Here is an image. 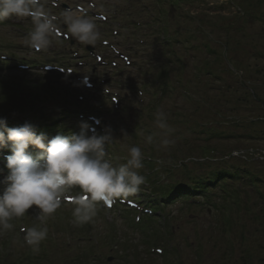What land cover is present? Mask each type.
<instances>
[{
    "label": "rangeland",
    "instance_id": "1",
    "mask_svg": "<svg viewBox=\"0 0 264 264\" xmlns=\"http://www.w3.org/2000/svg\"><path fill=\"white\" fill-rule=\"evenodd\" d=\"M95 1L99 2L100 6L110 7L116 4L121 8L123 5L122 0ZM151 1L155 9L156 1ZM166 1L160 0L162 5L164 4L163 10L166 14L164 20L167 21L168 33H171L168 39L171 42V50L167 54H158L159 66L149 76L148 82L152 86L159 83L160 79L156 75L163 69V74H166L167 94L158 100L157 110L164 109L168 113V123L172 128L170 138L174 139L175 143L167 149L159 147L158 143H145L147 135L158 131L154 126L155 106L153 101L145 96V90L140 85V80L145 79L151 69H147L146 73H140L133 68L130 69L133 75L130 77L131 85L134 83L133 90L121 92L123 103L126 104L125 114L133 120L143 110L145 112L148 106L150 111L146 114L145 120L143 118L144 125L135 135L127 133L125 137L116 138L117 145L113 148L116 162L123 163L128 147L137 145L145 155L141 174L155 182H161V185L176 188L175 190L182 188L186 191L193 188L203 177H211L215 170L234 168L239 171L247 170L264 174V165L261 164L250 165L238 161L216 163L201 160L211 155L219 157L222 153L232 150L242 151L247 159H250L264 151V0H181L179 7L173 9H171L172 0L170 4ZM71 3L76 5L75 0ZM132 3L134 4L132 9L125 5L127 14L141 13L142 8L138 7L136 2ZM156 8L159 10L160 5H156ZM10 20L22 22L20 18L15 17ZM25 24L31 26L27 21ZM22 29L5 24L0 26V45L3 47L11 45L14 48L17 46L18 49L15 48L12 52L15 54L14 58L18 59L17 63L46 64L51 58L56 61L61 59L60 51L63 55L68 53V49H64V44L54 39L47 50L32 54L29 52L31 46L27 43L28 34L32 29L28 28V32ZM62 30L64 31L63 28ZM142 34L146 40L154 38L149 27H146ZM121 40L122 37L110 38V41L119 43L122 49L131 52L132 55L138 53L135 56L138 58L136 60L138 63L145 60V57L140 55L142 52H136L137 43L134 40L126 39L125 43ZM19 48H26L28 52ZM199 68L209 72L201 73ZM10 71L13 72H9L0 64V86L11 84L17 89H22L28 84V77L36 79L33 76L42 75L31 70L26 74H20L17 70ZM66 87L69 98L74 90H81L79 86ZM140 88L144 91L143 97L136 92V89ZM168 88L172 89V94L168 92ZM19 93L22 94L17 93L16 98L26 99L25 89ZM7 94L8 92H5V95ZM140 100L142 104L144 103L143 108L140 107ZM12 109L6 108L4 111ZM21 109L20 113L24 115L19 114V117L13 115L10 118L16 119L10 122L5 118L8 127H18L20 118L25 117L32 120L27 123L35 127L40 125L33 121L30 107H21ZM38 109L42 124L45 122L44 118L52 117V114H49L51 108L38 107ZM68 121L66 119L63 123L68 124ZM75 123V120L70 121L71 126L67 128L73 131L77 125ZM48 129V133L53 137L61 132L69 133L62 122H58L56 128L53 124H49ZM151 156L153 160L148 159ZM225 175L228 177L230 174ZM257 185L256 190L262 194V198L245 193L249 191L248 186H242L241 182L233 181L229 185L241 192L245 202L242 200L241 206L232 212L233 227L228 232L227 225L218 215L206 216L204 210L197 209L180 211L181 205L178 203L185 199H180L175 190L169 192L167 196H161L158 201H164L162 203L164 207L175 202L173 200L179 199L168 208L173 211L172 243L179 248V257L173 258L172 254L161 258L151 257L147 253L152 245L140 241L139 244L137 243L139 253L134 255L131 252L130 260L121 263L115 251H110L111 246L116 245L114 241L104 244L96 242V238L103 237L107 229L113 226L110 224L109 228L105 227L106 220L103 219L98 208L93 218L94 222L87 226L91 231L89 233L94 236L89 247L92 249V255L96 257L94 260L79 258L81 250L77 248L75 236L80 228L72 226L76 224L74 207L61 208L46 217L49 218L47 222L50 239L46 241L45 246L58 252L68 246L64 253L58 254L56 261H62L64 255L66 262L74 264H264V221L260 217L264 213V202H262L264 180ZM3 187L4 185L0 183V189ZM141 189V192L146 193L144 188ZM141 192L138 191L136 194L137 197H141L139 202L143 203L145 198L141 196ZM189 214H196L197 219ZM114 220H117L116 217ZM29 226L31 227V223ZM120 227L122 228L120 234L128 230L123 224ZM83 229H85L84 224L80 231ZM1 235L3 233L0 231ZM134 235L130 232L125 238L127 242L134 243L136 240ZM12 237L8 239L12 247L10 250L12 253L14 251L20 254L23 246L18 239ZM144 237L151 238L146 235ZM119 238L123 240L122 235ZM137 238L141 239L143 236L138 234ZM43 245L44 242L40 246L44 247ZM166 245L167 242L159 243L161 247ZM124 249L126 248L121 247L119 254ZM84 255L87 256L85 253ZM107 257L112 260L104 263Z\"/></svg>",
    "mask_w": 264,
    "mask_h": 264
},
{
    "label": "clouds",
    "instance_id": "2",
    "mask_svg": "<svg viewBox=\"0 0 264 264\" xmlns=\"http://www.w3.org/2000/svg\"><path fill=\"white\" fill-rule=\"evenodd\" d=\"M13 17L30 19L33 28L27 43L36 51L47 50L54 38L60 40V25L84 45H94L102 39L94 17L78 8H64L57 15L47 0H0V22ZM81 83L90 86L87 75ZM90 119L100 124L99 119ZM154 126L158 131L145 137L146 144L158 143L165 149L174 145L164 109L155 113ZM79 128V133L57 134L49 140L44 134H37L30 123L9 128L6 119L0 118V149L10 146L12 153L6 157L8 174L0 181L4 185L0 189V231L11 230L12 221L24 217L32 208L39 209L45 217L53 215L62 199L75 205L76 222L85 224L96 216L99 203L111 206L115 200L135 194L146 183V176L140 171L145 155L139 146H129L124 162L114 165L107 152V146L114 141L111 128L106 127L102 135L86 122ZM30 146L38 150L35 157L27 151ZM74 188L82 195L68 196ZM24 231L25 242L38 254L47 238V227L33 226Z\"/></svg>",
    "mask_w": 264,
    "mask_h": 264
},
{
    "label": "trees",
    "instance_id": "3",
    "mask_svg": "<svg viewBox=\"0 0 264 264\" xmlns=\"http://www.w3.org/2000/svg\"><path fill=\"white\" fill-rule=\"evenodd\" d=\"M155 1H156L155 9L153 13L151 14V16L147 18L149 19L147 22V25L157 26V29L153 33L152 36H154L153 39L157 42L155 43V45L158 46L156 54L161 55V54H165L166 52H168V49H162L164 47L162 45L166 44V42L169 41L168 39L171 33L170 32L168 33L169 29L167 28V21L164 20L166 18V14L164 13V10H163L164 4L162 5L160 0H155ZM180 1L181 0H172L171 5L173 7L171 9L178 8ZM166 3L170 4V0H167ZM156 5H160L159 10L156 8ZM153 50L155 51L154 45H153ZM55 79L59 81V78L55 77ZM34 82L36 84H33ZM34 82H32L30 86H28L29 92L36 90L35 96L46 95V97L54 98V102L56 101V97L60 93V89H61L60 85H57V83H52L50 81V78L47 76H44V77L40 76ZM32 88H34L35 90H32ZM17 91H18L17 87L11 84L0 86V92L2 94H4L5 92L17 93ZM0 102L2 105H4V108L10 107L12 106V104L16 106L17 104L16 102H14V99L9 98V97H0ZM242 172L244 175L241 176ZM212 173L213 175L211 177H203L202 179H200L201 181L192 188V192H197L198 189H201V190L206 189L205 184L210 189L216 186H219V187L221 186V188L217 190L219 192H217L215 196L223 204V209H220L217 206L213 207L212 209L215 212H222V214L218 213V215L221 217L223 222H225V224L227 225L226 231L228 232L233 227L232 212L236 211L237 208L241 206L242 200H244L245 202V198L243 197L241 192L237 189H233L232 186H229L228 184H232L233 181L241 182L242 186H248L247 189L249 191L245 193H249L251 195L255 194L256 196L258 195V197L261 196L262 198V194L258 193L256 189L258 188L257 183L264 180V174L254 172V171H247V170L239 171V170H235L234 168L229 171L223 169V171H220V170L213 171ZM226 173H229L230 175L226 177L225 175ZM146 182L149 183V180L147 179V177H146ZM175 189L176 188L164 186L159 190L162 196H167L169 192H173ZM211 191L213 192L215 190H211ZM175 193L179 196L183 194L187 195V193L186 192L183 193V191H181L180 188L175 190ZM148 202L150 204H154L155 206L158 205L157 200H154V199H148ZM262 202H264V200H262ZM205 207L207 209H211V207L209 206L205 205ZM128 217L131 218L132 216L128 215ZM260 217L263 218V221H264V213ZM149 225H150V221L145 220L141 223V225L138 226V228L144 230L145 228L149 227ZM148 229H150V227ZM144 234L145 233L139 234V235H142L143 238L141 239L138 238L137 240H135L136 244L137 243L139 244L140 241L144 243L149 241V239H146V237H144ZM4 247L5 246L0 245V248H4ZM1 251L2 253H0V264H44L50 258H55V257H49L46 254H41L40 252L38 254H34L33 252H26V250L19 256L13 255L11 251L9 250V248L7 247L5 249H2ZM79 258L83 260L84 258L85 260H90L89 258H87V256H85L82 253V251L79 252Z\"/></svg>",
    "mask_w": 264,
    "mask_h": 264
},
{
    "label": "bare ground",
    "instance_id": "4",
    "mask_svg": "<svg viewBox=\"0 0 264 264\" xmlns=\"http://www.w3.org/2000/svg\"><path fill=\"white\" fill-rule=\"evenodd\" d=\"M29 153H32L33 151H34V148H29L28 150H27ZM236 159H237V161L238 162H240V163H246L247 162V157H246V155L245 154H243V153H237L236 154Z\"/></svg>",
    "mask_w": 264,
    "mask_h": 264
}]
</instances>
